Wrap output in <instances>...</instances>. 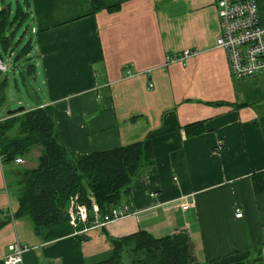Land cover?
<instances>
[{"label": "crops", "instance_id": "0c3cea01", "mask_svg": "<svg viewBox=\"0 0 264 264\" xmlns=\"http://www.w3.org/2000/svg\"><path fill=\"white\" fill-rule=\"evenodd\" d=\"M29 2L37 74L24 78L30 100L18 104L51 107L59 140L77 155L150 139L155 163L119 206L130 215L45 240L18 214L23 168L30 157L38 164L41 148L23 163L0 160V264L16 240L30 247L23 264H92L138 231L186 232L197 264H264V191L254 180L264 174V102L237 96L228 52L216 45L215 0ZM189 49L198 52L166 65ZM3 103L0 121L10 116Z\"/></svg>", "mask_w": 264, "mask_h": 264}, {"label": "trees", "instance_id": "16d2710c", "mask_svg": "<svg viewBox=\"0 0 264 264\" xmlns=\"http://www.w3.org/2000/svg\"><path fill=\"white\" fill-rule=\"evenodd\" d=\"M1 2L0 55L3 58V52L13 55L26 35L29 25L16 41L18 29L29 21L31 13L29 0H24V5L18 0L15 11L4 0ZM32 48V39H29L14 56V63L19 62L22 66L19 73L21 76L24 73V82L34 79L37 74L36 65L31 62ZM5 81H2L0 90H3ZM5 99L1 92L0 103ZM197 126H200L197 133L204 131L201 123ZM191 127L193 125L186 128L189 130ZM35 147L41 148L38 164L23 168V178L18 183V214L30 216L36 232L45 240L71 235L83 226L74 227L70 223L72 197L78 195L79 202L87 205V224L91 225L94 222L93 201L98 204L102 216L110 213L122 205L141 172L155 163L150 139L86 155L69 151L59 140L53 112L48 106L25 110L0 121L3 164H15L18 157L27 158ZM254 180L256 191H264V174L256 175ZM4 224L0 221V229ZM128 258L133 264H197L191 238L186 232L156 238L147 231L114 240L111 257L92 264H126L125 259ZM234 264H251V260Z\"/></svg>", "mask_w": 264, "mask_h": 264}, {"label": "built area", "instance_id": "2783aa9c", "mask_svg": "<svg viewBox=\"0 0 264 264\" xmlns=\"http://www.w3.org/2000/svg\"><path fill=\"white\" fill-rule=\"evenodd\" d=\"M215 4L221 25L216 45L228 52L232 76L238 78L264 76V0H215ZM197 52L189 49L178 55H169L166 65L188 58ZM7 70L8 66L0 55V72ZM222 149L223 144L219 141L215 150L220 152ZM0 160L2 161L1 153ZM16 162L23 163L24 159L18 157ZM91 211L94 222L88 225L89 209L87 205L79 202L78 195L70 199V223L74 227L83 225L76 232L88 230L91 227H102L130 215L129 207L124 206L114 208L110 213L102 216L95 201L92 202ZM236 216L241 217L242 212L237 210ZM29 248L19 240L11 243L8 253L3 259L4 264H23L24 253Z\"/></svg>", "mask_w": 264, "mask_h": 264}, {"label": "rangeland", "instance_id": "374dc122", "mask_svg": "<svg viewBox=\"0 0 264 264\" xmlns=\"http://www.w3.org/2000/svg\"><path fill=\"white\" fill-rule=\"evenodd\" d=\"M2 1V0H1ZM0 1V4L2 3ZM6 4H10L12 7V10L15 11L17 6H18V0H4ZM24 3V0H20ZM29 25V29L24 37H22V40L19 42L17 48L14 50L13 57L9 54H6L3 52V60L5 64L8 66V70L5 72L1 73V80H0V85L2 84V81L4 79H8L5 85V96L6 100L5 103H3L4 106H10V110H14L18 108L19 105L18 101L23 98L24 103L30 100L28 97L27 93V86L24 83L19 71L17 70L14 72L12 70V65L14 63V55L18 52V49L22 48L24 43L29 40L33 36L31 30H30V25H31V19L29 21L21 26L16 34V41H18L21 36L23 35V32L26 28V26ZM18 69V68H17ZM236 82V91H237V96H243V98L249 100L250 102H253L254 104H261L264 102V76H257V77H252V78H238L236 76H233ZM242 93V95L240 94ZM23 106V105H22ZM26 106V105H25ZM7 111H5L6 113ZM4 113V114H5ZM38 151V148L36 149ZM36 162V163H35ZM37 165V160L32 159V157L29 158V162L26 166L28 167H33ZM126 264H133L132 261L128 258L125 259Z\"/></svg>", "mask_w": 264, "mask_h": 264}, {"label": "water", "instance_id": "95a60500", "mask_svg": "<svg viewBox=\"0 0 264 264\" xmlns=\"http://www.w3.org/2000/svg\"><path fill=\"white\" fill-rule=\"evenodd\" d=\"M24 110H25V106H19L18 108L14 110H9L8 114L10 115L17 114V113L23 112Z\"/></svg>", "mask_w": 264, "mask_h": 264}, {"label": "bare ground", "instance_id": "6f19581e", "mask_svg": "<svg viewBox=\"0 0 264 264\" xmlns=\"http://www.w3.org/2000/svg\"><path fill=\"white\" fill-rule=\"evenodd\" d=\"M2 57V56H1Z\"/></svg>", "mask_w": 264, "mask_h": 264}]
</instances>
